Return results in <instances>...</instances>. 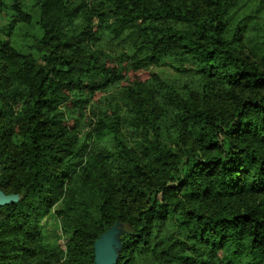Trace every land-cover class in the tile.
<instances>
[{"label": "trees", "instance_id": "16d2710c", "mask_svg": "<svg viewBox=\"0 0 264 264\" xmlns=\"http://www.w3.org/2000/svg\"><path fill=\"white\" fill-rule=\"evenodd\" d=\"M2 20L0 264H92L114 224L113 264H264V0H0ZM168 59L174 79L149 71Z\"/></svg>", "mask_w": 264, "mask_h": 264}, {"label": "rangeland", "instance_id": "374dc122", "mask_svg": "<svg viewBox=\"0 0 264 264\" xmlns=\"http://www.w3.org/2000/svg\"><path fill=\"white\" fill-rule=\"evenodd\" d=\"M0 22L2 25L8 24V21L6 20H2ZM27 30L28 32H32V28H28ZM23 31L24 30H22V28H19L11 36L13 44H25L26 42H29L28 37L25 38L22 35ZM175 66L176 64L170 59L162 60L159 64L150 66L149 71L156 73L162 78L174 79L177 75ZM57 206L58 205H56L54 208H56ZM41 228L44 234L45 241L48 245L55 248H63L66 236L61 233L58 222L52 211L45 215L41 220ZM119 233L120 231L118 230L114 235L110 237V243L113 251L118 245Z\"/></svg>", "mask_w": 264, "mask_h": 264}, {"label": "water", "instance_id": "95a60500", "mask_svg": "<svg viewBox=\"0 0 264 264\" xmlns=\"http://www.w3.org/2000/svg\"><path fill=\"white\" fill-rule=\"evenodd\" d=\"M15 198L16 196L12 194H4L0 192V205L11 202ZM118 230L116 224H114L95 241L94 259L92 264H113L115 250H112L110 237Z\"/></svg>", "mask_w": 264, "mask_h": 264}]
</instances>
